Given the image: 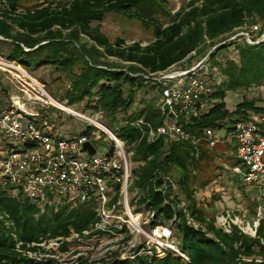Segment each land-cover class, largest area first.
<instances>
[{
    "label": "trees",
    "instance_id": "obj_1",
    "mask_svg": "<svg viewBox=\"0 0 264 264\" xmlns=\"http://www.w3.org/2000/svg\"><path fill=\"white\" fill-rule=\"evenodd\" d=\"M5 1L9 10L0 17V57L16 62L27 72L54 66L56 72L70 77V87L61 99L66 106H79L87 115L101 111L109 118L108 126H115L114 134L125 141L127 149L133 150L132 162L137 164L131 185L132 190H137L133 211L153 213L151 226L175 224L173 233L177 234L180 250L186 257L171 253L162 258L112 257L97 264H264V219L259 221L255 237L242 233L237 226H232L231 233H225L216 225V216L207 217L205 209L199 207L195 195L199 188L209 185L211 179L203 178V174L214 165L216 157L230 163L232 177L241 183L233 169L243 166L232 145L207 148L203 140L206 129L223 130L226 134L237 123L251 120V115H260L263 119L259 128L264 134L262 107L243 99L229 112L224 102L227 92L264 86V40L250 45L240 36L236 39L240 42L216 44L210 61L220 65L221 82L213 86L204 101L205 111L178 121L198 139L197 144L164 138L153 143L139 142L140 133L130 125L138 118L153 126L161 123L155 104L134 107L136 93L145 86L134 75L158 73L179 64L206 39L214 41L232 34L246 27L249 19L250 25L258 22L264 25V0H191L165 27L153 17L131 12L141 6L163 9V0H69L64 4H56L54 0H42L43 4L39 0ZM106 14L139 21L146 29H152L153 41L146 46L126 45L119 38L109 42L98 27H91V23L100 24ZM80 35L88 37L93 45L75 47L73 43L80 42ZM232 46L237 60L227 55L217 59L220 52ZM108 58L118 63L109 62ZM2 78L0 72V91L6 95L0 101V108H7L11 103L10 89L2 88ZM53 110L39 108L40 117L34 121L40 128L49 125L51 130L45 132L52 135L55 134ZM100 134L88 126L76 136L89 137L96 144ZM14 149L18 146L0 135V152ZM229 151L233 156L228 155ZM218 167L223 170L222 166ZM9 190V186L0 184V264H54L52 260L29 259L25 253L44 252L40 244L62 240L59 248L64 251L68 246L64 240L90 230L97 221L91 205L72 207L63 203L41 211L35 202L21 194H8ZM253 202L258 203L255 199ZM252 206L249 209L255 219L257 209ZM104 235L108 233H90L85 238L98 239ZM112 237L109 234L108 238Z\"/></svg>",
    "mask_w": 264,
    "mask_h": 264
},
{
    "label": "built area",
    "instance_id": "obj_2",
    "mask_svg": "<svg viewBox=\"0 0 264 264\" xmlns=\"http://www.w3.org/2000/svg\"><path fill=\"white\" fill-rule=\"evenodd\" d=\"M7 10L9 9L6 1L0 0V17H3V11ZM258 30L255 25L249 32ZM241 37L250 45L263 41L262 39L253 42L248 32H242ZM174 66L158 73L140 74L145 80H150L159 92L160 101L155 103V108L159 112L161 123L153 126L141 118L130 122L131 127L140 133L139 142L145 140L147 143H153L159 138L176 142L190 141L194 145L199 142L178 124V121L189 120L205 111L204 101L212 93L213 86L221 82V67L212 63L209 56L190 67L173 68ZM4 70L19 78L21 82L14 78L16 91L10 96V106L0 108V135L18 146L16 150L0 152V184L9 186L11 194H21L22 197L35 202L41 211L63 203L72 207L93 206L97 221L91 229L81 235L73 234L64 242H108L109 239L119 236L124 238L136 232V214L143 212L133 211V198L137 197V190L131 188L133 170L136 168V163L132 162L133 150L127 149L125 141L118 138L104 124V113L98 111L86 115L51 98L50 101L45 100L49 99V95L28 72L16 62L0 57V71ZM38 105L41 108L55 106L82 120L87 126L96 128L101 132L96 137V144L103 145L101 137L105 136L109 140V146L102 155L96 151L91 155L84 149V145L89 143L95 150V144L89 137L65 138L45 132L46 129L51 130L49 125L40 128L34 123L40 117L36 109ZM203 140L209 149L220 144L232 145L243 166L242 169L234 168V173L241 175V183L244 186L253 189L257 202H264V134L259 128V123L252 119L239 122L234 125L233 130L223 135L220 131L206 129ZM25 144L30 146L26 147ZM262 211H257V216L251 223H246L234 213L225 211L219 216L216 215L215 223L225 233H231L232 226H237L242 233L255 237L259 221L264 219ZM151 216L153 217V213ZM97 232H105L108 235L98 239L85 238L90 233ZM109 234L113 237L108 238ZM148 236V243L154 245L157 250H171L180 254V249L178 250L172 241L169 227L151 226ZM51 242L58 246L63 240L50 241L39 246L42 249ZM262 242L264 243V240ZM37 253L39 252L27 251L25 256ZM40 253L39 256H49L48 251ZM182 258L186 259L183 253Z\"/></svg>",
    "mask_w": 264,
    "mask_h": 264
},
{
    "label": "rangeland",
    "instance_id": "obj_3",
    "mask_svg": "<svg viewBox=\"0 0 264 264\" xmlns=\"http://www.w3.org/2000/svg\"><path fill=\"white\" fill-rule=\"evenodd\" d=\"M69 0H54L56 4H64ZM163 9L158 6L149 7V6H141L138 9H132L131 12L140 13L143 15H147L153 17L158 20L160 24L164 27L167 26L171 21L175 13L180 11L183 7L187 6L191 0H163ZM40 4H43L42 0H39ZM195 5H198L197 3ZM251 20L247 22L246 27L235 30L232 34L221 36L220 38L209 41L205 40L204 43L200 46V48L190 54L184 61L179 64H176L173 68H184L190 67L193 64L198 63L200 60L211 57V55L216 51V44L221 42L228 43L236 40L241 36L242 32H248L251 40H264V25L261 22L254 23L252 25ZM258 26V31L249 32L253 26ZM91 27H98L100 32L108 39L109 42L113 43L116 39H123L126 45H131L133 43H140L141 46H146L150 42L153 41L154 36L152 33V29H146L141 25V23L137 20H129L123 16L117 14H106L104 16L103 21L98 23H91ZM80 42L73 43L75 47H81V45H93L88 37L84 35H80ZM246 41V40H245ZM240 42V41H239ZM238 42V43H239ZM248 44V42L246 41ZM255 45V44H254ZM228 51H223L218 54L217 59H222L221 55H227L229 59L237 60V55L233 51V46L229 48ZM100 50V49H99ZM109 62L118 63L114 58H108ZM222 63V61H221ZM26 71V70H25ZM2 73L3 78L1 79L2 88L9 87L10 95H13V92L16 91L15 87V76L7 72V70L0 71ZM27 72V71H26ZM30 74L40 86L44 89V91L49 95V99L45 98V100L50 101V98L56 101L59 104H64L63 106L72 109L74 111L83 112L78 109L79 106H66L65 102H62L64 94L70 87V77L65 73L56 72L54 66H43L39 70L35 72L29 71ZM135 77H140L144 81V88L139 90L136 93L135 97V108H143L145 104L153 105L160 101V95L156 88V86L151 83L150 80H145L143 76L140 74H136ZM15 78V79H14ZM19 82H21L19 80ZM18 87L20 85L18 84ZM40 97V95H38ZM6 99V95L0 91V101H4ZM243 99H247L248 101H254L257 106L262 107L264 109V86L260 87H252L246 91H235V92H227L226 98L224 100L226 109L229 112L235 110L238 103H240ZM52 107L54 109L53 114L51 113L52 120L55 124V134L62 137H71L76 136L81 130L85 129L87 124L80 119L72 116L71 114H67L57 107ZM41 109V106H36V109ZM47 109V108H45ZM81 109V108H80ZM55 114V115H54ZM86 114V113H85ZM87 115V114H86ZM263 119L262 116L251 115L250 119L261 123ZM107 116L103 114V122L104 124L110 128L113 132L115 131V126L109 127ZM21 121L23 119L21 118ZM221 135L224 134V131H220ZM104 142L103 145L95 144V151L102 155L107 147L109 146V140L103 136L101 137ZM221 148H218L219 150ZM229 156H233L231 151L228 152ZM214 165L210 168H207L203 174V178L211 179L208 186L204 188H199L196 192V199L199 203V207L205 209L207 217L219 216L223 212L228 211L234 213V215L238 216L241 220L253 222L255 219L252 217L250 213L249 207L253 204L252 208H256L257 211L260 209L264 210L263 201L258 202L256 205L253 202L255 197V192L250 187L242 185L236 178L232 177V171L229 170L230 163L222 158L216 157L214 159ZM222 166L223 170L218 166ZM227 166V167H225ZM134 167H137L134 164ZM232 177V178H229ZM241 179V175L238 176ZM8 187V186H7ZM10 192V193H9ZM11 194V188L7 192ZM264 214V211H262ZM144 213V214H143ZM137 213V224L138 229L132 235H126L123 237H117L116 239H109L108 242L100 241V242H86L84 244H76L74 241H66L67 249L64 251L60 250V245L54 242H51L49 245L42 247L44 251H48L49 256H39L40 252L36 255H26L29 259H41V260H52L54 264H79L82 262L83 264H97L101 261H107L113 258L119 259H133L139 255H147L149 257L156 256L157 258H162L166 253H171L174 256H179L182 258V252L180 249L179 238L177 234L174 235L173 229L176 227L175 224L172 226H168L171 231L172 241L174 245L179 250L180 254L168 250H157L154 245L148 243L149 239V228L151 227V214L147 212ZM196 227H198L196 225ZM246 227V225H245ZM46 255V254H45ZM180 258V259H181Z\"/></svg>",
    "mask_w": 264,
    "mask_h": 264
},
{
    "label": "water",
    "instance_id": "obj_4",
    "mask_svg": "<svg viewBox=\"0 0 264 264\" xmlns=\"http://www.w3.org/2000/svg\"><path fill=\"white\" fill-rule=\"evenodd\" d=\"M84 149H86L91 155H93L95 153L93 146L90 145L89 143H86L84 145Z\"/></svg>",
    "mask_w": 264,
    "mask_h": 264
}]
</instances>
